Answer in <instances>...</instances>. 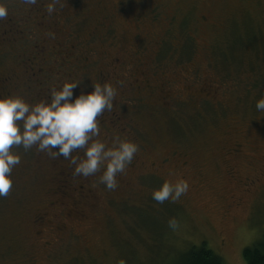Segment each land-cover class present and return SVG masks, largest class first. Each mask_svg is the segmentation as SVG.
Instances as JSON below:
<instances>
[{
  "label": "rangeland",
  "instance_id": "obj_1",
  "mask_svg": "<svg viewBox=\"0 0 264 264\" xmlns=\"http://www.w3.org/2000/svg\"><path fill=\"white\" fill-rule=\"evenodd\" d=\"M6 3L0 27L21 40L0 34V70L19 74L21 95L34 104L79 80L74 99L110 81L116 101L93 139L134 140L139 160L110 190L103 168L81 179L62 156L13 146L26 172L0 197V264H173L203 241L225 264H247L243 249L264 236V0ZM40 60L49 68L32 79ZM180 178L190 187L178 201L153 199ZM44 212L50 222H33Z\"/></svg>",
  "mask_w": 264,
  "mask_h": 264
},
{
  "label": "clouds",
  "instance_id": "obj_2",
  "mask_svg": "<svg viewBox=\"0 0 264 264\" xmlns=\"http://www.w3.org/2000/svg\"><path fill=\"white\" fill-rule=\"evenodd\" d=\"M37 2L25 0L29 5ZM55 7L56 3H49L48 12L52 13ZM8 14L6 0H0V20ZM78 81L66 80L51 91L49 99L34 104L18 93L0 94V197L6 196L12 188V172L21 161V154L13 151V146H22L25 150L37 146L52 157H71L75 174L85 177L103 168L100 182L110 190L118 187L117 174L123 173L132 162L139 145L134 140L119 137L113 139L111 146L93 139L100 135L98 117L113 109L118 90L110 81L94 82L93 90H82L73 99ZM256 108L264 111V96L257 100ZM78 149H84L83 158L73 156ZM189 187L184 178L165 180L153 191L152 197L160 203L175 202ZM168 226L176 230L179 221L172 217ZM118 264L127 262L121 258Z\"/></svg>",
  "mask_w": 264,
  "mask_h": 264
},
{
  "label": "trees",
  "instance_id": "obj_3",
  "mask_svg": "<svg viewBox=\"0 0 264 264\" xmlns=\"http://www.w3.org/2000/svg\"><path fill=\"white\" fill-rule=\"evenodd\" d=\"M2 30L3 28L0 27V34L5 33L7 28H4L3 31ZM2 39L5 41L8 39L9 41L5 42L6 44L11 46L12 42H14L13 46H16L18 41L21 40V37L17 33L16 35H13L12 38H10L9 35L7 36L3 34ZM46 60L47 59L45 58L43 62ZM41 62V60L40 62L38 61L36 63L38 65L34 64L35 66L32 67L33 70L30 73L32 79L39 76L41 73L39 71L48 70L49 67H44L42 65L43 62ZM27 86L31 88V84L27 83ZM49 91L51 93V90ZM50 93L47 94L48 97H50ZM243 256L247 264H264V236L255 241L252 245L246 246L243 249ZM173 264H225V262L219 254H217L213 249L207 247V243L203 241L200 246L191 245L186 250L181 251Z\"/></svg>",
  "mask_w": 264,
  "mask_h": 264
},
{
  "label": "flooded vegetation",
  "instance_id": "obj_4",
  "mask_svg": "<svg viewBox=\"0 0 264 264\" xmlns=\"http://www.w3.org/2000/svg\"><path fill=\"white\" fill-rule=\"evenodd\" d=\"M2 20H0V22H1ZM2 26V25H1ZM4 28H6V27H3V30H4ZM2 30V31H3ZM5 71V70H4ZM3 71V69H1L0 70V94H13V93H18V94H22L24 91H22V89H23V85H22V83H20V76H19V74L14 70H12V72L11 71H8V72H4ZM98 75H100V76H102L103 75V72H99L98 73ZM99 77V76H98ZM136 79H138V78H136ZM99 80H100V77H99ZM148 85H150V84H148ZM141 86V85H140ZM30 88V87H29ZM203 90H200L199 92H197V93H193L194 95H199V94H201V92H202ZM37 147V146H36ZM241 144L240 143H237L236 144V146L235 147H232L231 148V150L232 151H235V152H240L241 151ZM38 148V147H37ZM13 151H16V152H19L21 155H22V150L21 149H15V148H13L12 149ZM80 151V149H78V150H76V151H74L75 153L76 152H79ZM40 153V155H43L44 154V152L43 151H39V149H38V154ZM81 155H78V156H81L82 158L84 157V149H82V151H81V153H80ZM173 154H175V152H173ZM75 157H77V156H75ZM80 157V158H81ZM56 159V157H53V160L54 161H56L55 160ZM68 159V162H67V165H68V167L69 168H71L72 166H73V161H72V158L71 157H69V158H67ZM168 158L166 157V158H164L163 160H162V162L163 163H168L170 160H167ZM137 160H139V157L136 155V157H134V159L132 160V162L128 165V167H134L135 165H137ZM53 161V162H54ZM187 163H188V160L187 159H185V160H183V162H182V164H184V165H187ZM154 165V164H153ZM158 166H162V163H160V164H158ZM74 167V166H73ZM74 169V168H73ZM23 172H26V170H25V164H24V162H22V161H20V163L19 164H17L15 167H14V169H13V172H12V177H15V176H18V175H22L23 174ZM73 172V174H70V176H73V175H75V172H74V170L72 171ZM123 173H119V174H117V180L119 179V177H120V175H122ZM93 175H95V173L94 174H92V175H90L91 177H95V176H93ZM101 175H102V173H101ZM56 177H58V175L56 176ZM78 178H81V179H88L89 177L87 176V177H85V176H83V175H78ZM259 180V178H252V180L250 181V183L251 182H253V183H256L257 181ZM83 185V183L82 184H80V186H82ZM46 215H47V213L46 212H44L43 214H39L38 216H36L35 218H34V220H33V222H35V223H37V224H47L48 222H50V221H45V219H46ZM35 216V215H34ZM63 227V225H59V227L58 228H62Z\"/></svg>",
  "mask_w": 264,
  "mask_h": 264
}]
</instances>
